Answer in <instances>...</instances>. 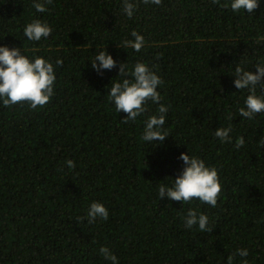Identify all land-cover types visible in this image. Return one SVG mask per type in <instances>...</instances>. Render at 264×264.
I'll list each match as a JSON object with an SVG mask.
<instances>
[{"label": "trees", "instance_id": "obj_1", "mask_svg": "<svg viewBox=\"0 0 264 264\" xmlns=\"http://www.w3.org/2000/svg\"><path fill=\"white\" fill-rule=\"evenodd\" d=\"M131 2L128 18L123 0H53L44 13L33 0H0V46L44 58L56 77L43 108L0 102V264H112L101 247L118 264H227L237 249L249 255L233 264H264V112L240 117L249 92L233 84L236 67L255 74L264 65V0L252 14L220 6L230 0ZM33 19L52 34L27 40ZM132 31L144 37L140 52L119 48ZM103 49L117 67L98 73L91 62ZM137 62L163 81V142L142 139L159 104L149 100L122 123L108 96L119 65L130 72ZM229 125L232 143H222L214 132ZM182 153L217 170L215 207L160 200V183L171 187L185 166ZM93 202L108 210L106 221L88 222ZM190 209L213 230L186 228Z\"/></svg>", "mask_w": 264, "mask_h": 264}, {"label": "clouds", "instance_id": "obj_2", "mask_svg": "<svg viewBox=\"0 0 264 264\" xmlns=\"http://www.w3.org/2000/svg\"><path fill=\"white\" fill-rule=\"evenodd\" d=\"M52 2L53 0H33L31 7L38 13H44L48 10L47 5L52 4ZM141 2L145 5L154 4L158 6L162 3V0H141ZM213 3L218 4L219 0H213ZM220 6L230 7L233 12L238 13L244 10L246 13L252 14L259 7V0H230V3L221 4ZM122 7L124 14L128 18H132L137 5L132 3L131 0H123ZM51 34L52 28L39 19H33L23 29L24 37L34 42H38L42 38H48ZM130 35L132 39L123 41L119 48H131L136 52H140L145 44L144 37L136 31H132ZM62 63V60L56 61L57 65H62ZM91 67L100 73L103 70L110 71L117 65L112 56L103 49L95 54ZM255 69V74L240 67H236L234 71V87L237 90L247 89L249 92L244 100V106L238 110L239 116L246 119H252L256 114L264 112V96L256 94L257 86L264 91V65L257 64ZM118 76L121 80L112 84L108 96L114 104L116 112L126 114V118L121 122L135 121L138 116L146 111L144 105L151 100L152 103L159 104L158 114L147 119L142 139L149 143L163 142L167 137L162 132V128L165 125L168 108L160 104L161 97L157 91L158 86L163 81L142 62H137L130 72L125 63L120 64ZM55 79L52 63L44 58L36 57L34 60H30L22 54L21 49H9L6 46H0V102L3 106L9 107L27 103L31 109L43 108L50 102L54 94ZM232 131L233 128L229 125L227 128H217L214 135L222 143H232L230 135ZM244 143V138L239 137L236 139L234 146L239 149ZM179 159L183 161L185 166L181 174L174 181L172 180L171 187L160 183L158 190L160 200L165 197L180 203L199 200L202 204L215 207L221 192L217 170L206 166L203 160L189 154L182 153ZM66 165L68 168L75 167L72 160H67ZM108 216V210L103 204L91 203L87 212L89 223L95 222L98 217L106 221ZM184 223L188 229L198 225L200 232H211L213 230L208 227V217L206 215L197 214L196 211L191 209L184 217ZM100 253L112 264H118L117 257L108 248L101 247ZM237 255L246 258L249 253L246 249H237L233 255L227 258V264H233ZM243 264H248L247 259L243 260Z\"/></svg>", "mask_w": 264, "mask_h": 264}]
</instances>
